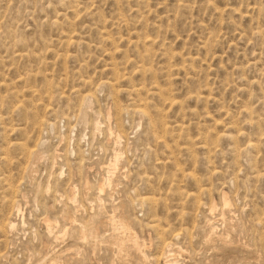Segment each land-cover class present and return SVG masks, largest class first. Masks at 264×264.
I'll list each match as a JSON object with an SVG mask.
<instances>
[{
    "label": "rangeland",
    "instance_id": "obj_1",
    "mask_svg": "<svg viewBox=\"0 0 264 264\" xmlns=\"http://www.w3.org/2000/svg\"><path fill=\"white\" fill-rule=\"evenodd\" d=\"M0 264H264V0H0Z\"/></svg>",
    "mask_w": 264,
    "mask_h": 264
},
{
    "label": "bare ground",
    "instance_id": "obj_2",
    "mask_svg": "<svg viewBox=\"0 0 264 264\" xmlns=\"http://www.w3.org/2000/svg\"><path fill=\"white\" fill-rule=\"evenodd\" d=\"M84 115H85V114H84ZM109 129H110V128H109ZM111 129H112V128H111ZM110 131H111V130H110ZM37 154H39V153H35L36 157L38 156ZM118 160H119V153H116V156H115V159H114V163H113L112 165L115 166V165L118 163ZM34 171H35V170H34ZM101 187H102V186H101ZM101 187H100V191H99L100 193L104 190V189H103L104 187H103V188H101ZM223 201H224V204H225V205L228 204V199H227V197H224V200H223ZM18 211H20V208H18ZM12 226H13V224H12ZM123 227H124V228H128V225L124 224ZM80 233H81V232H80ZM85 237H86V236H85ZM168 257H169V256H168ZM170 260H171V259H170Z\"/></svg>",
    "mask_w": 264,
    "mask_h": 264
}]
</instances>
